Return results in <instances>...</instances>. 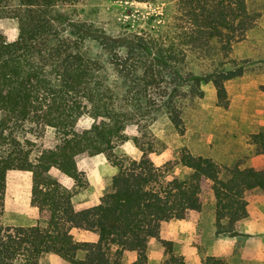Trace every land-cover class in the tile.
<instances>
[{"label": "trees", "instance_id": "16d2710c", "mask_svg": "<svg viewBox=\"0 0 264 264\" xmlns=\"http://www.w3.org/2000/svg\"><path fill=\"white\" fill-rule=\"evenodd\" d=\"M76 1L0 0V19L14 20L18 30L11 42L0 36V218L6 178L18 174L31 179V205L46 223L0 225V264H39L45 254L66 264H123L133 254L127 264H148L147 242L164 223L197 218L207 186L215 235L234 236L247 217L246 195L264 191V169L221 168L187 152L156 166L137 139L138 160L116 159L113 149L127 140L128 126L159 113L182 133L203 85L210 84L217 105L226 108L225 84L243 77L246 64L230 56L232 49L259 15L247 0H167L175 22L163 37H113L56 9ZM85 115L93 122L78 129ZM47 130L52 141L44 139ZM249 144L264 156V131L250 135ZM101 154L116 168L110 191L98 205L75 212L72 197L85 186L76 159ZM51 169L74 189L52 179ZM176 170L186 175L179 178ZM73 230L94 233L97 241L76 242ZM164 264L186 263L170 253ZM199 264L229 263L206 257Z\"/></svg>", "mask_w": 264, "mask_h": 264}, {"label": "rangeland", "instance_id": "374dc122", "mask_svg": "<svg viewBox=\"0 0 264 264\" xmlns=\"http://www.w3.org/2000/svg\"><path fill=\"white\" fill-rule=\"evenodd\" d=\"M249 8L259 15L255 28L247 33L244 41L235 45L231 57L245 61L243 77L225 84L227 107L217 105L215 90L210 84L202 86L204 96L184 120L183 132L173 129L166 117L159 113L154 121L140 122L126 128L127 140L113 149L116 159L138 160L142 153L134 142L149 149V158L156 166L177 160L187 152L195 157L208 158L221 168L238 165L241 168L264 169V156L255 155L249 136L264 131V0H247ZM4 4L2 3L1 6ZM73 21L86 23L108 35L116 37L125 33L163 37L175 22L174 6L167 0L147 3L110 0H78L61 2L56 8ZM17 24L11 19H0V36L7 42L16 39ZM86 46L91 50L93 43ZM1 116V113H0ZM92 119L83 116L78 129H87ZM44 139L52 141V130ZM40 144L41 140L38 139ZM77 170L85 186L75 192L72 205L75 212L90 208L100 202L110 191L116 173L107 155L80 156ZM183 178L184 170H176ZM49 176L69 190L74 182L51 169ZM203 207L197 218L187 221H170L160 227L148 254V264H164L170 253L184 254L186 264H198L206 257H223L229 264H264V191L254 190L246 195L247 217L241 221L234 236H216L213 228L212 194L205 187ZM3 227H45L37 208L31 205V179L12 174L6 178L3 199ZM76 242H96L97 235L83 230H73ZM165 243V244H164ZM134 255H125L127 264ZM187 258V259H186ZM39 264H66L55 255L41 256Z\"/></svg>", "mask_w": 264, "mask_h": 264}, {"label": "crops", "instance_id": "0c3cea01", "mask_svg": "<svg viewBox=\"0 0 264 264\" xmlns=\"http://www.w3.org/2000/svg\"><path fill=\"white\" fill-rule=\"evenodd\" d=\"M99 204V203H98ZM97 204V205H98ZM153 239H150L148 242H147V250H149V246H151V242H152ZM88 242V241H87ZM95 242V241H94ZM180 256H183L184 258L186 257L184 254H181ZM147 257H148V254H147ZM187 259V258H186ZM200 262H198L199 264Z\"/></svg>", "mask_w": 264, "mask_h": 264}]
</instances>
